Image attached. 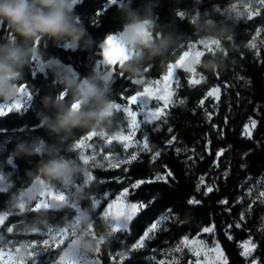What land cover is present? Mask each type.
Listing matches in <instances>:
<instances>
[{"label":"trees","instance_id":"trees-1","mask_svg":"<svg viewBox=\"0 0 264 264\" xmlns=\"http://www.w3.org/2000/svg\"><path fill=\"white\" fill-rule=\"evenodd\" d=\"M231 0H201L197 4L195 0H161V7L157 9L161 22L171 21L174 27L183 33H192L190 22L187 16L180 18L179 11L196 13L197 9L203 12L206 9L215 8V5H226ZM133 8L140 6L142 0H127ZM76 11L87 27L89 33L95 40V45L90 52L72 51L63 47H53L51 44L46 45L47 52L54 57L59 58L65 63L71 64L82 77L86 76L95 66L96 59H102V49L99 44L102 42L97 40L102 32L108 34L118 32L121 27L120 15L117 6L110 4L109 0H82L77 5ZM223 12L216 13L217 18H221ZM95 21H100L101 28L96 29ZM254 21L242 19L235 29V42L239 47V51L229 52L227 66L224 70L216 73L205 71L209 79L198 85L189 84L186 76H183L182 85L178 90V97L182 98L185 103L172 106L166 121L161 122V126L152 129L150 133V145L153 153L161 150V156L153 163L151 162L152 153H141L140 160L133 162L129 166L126 173H122L121 169L96 170L99 179L106 178L108 181L104 183L93 182L86 189L89 196L97 195L109 189H120L128 182H134L137 179H148L154 177L157 172L165 171L164 165H167L176 174V179L171 180L169 184L157 182L153 184L142 185L139 189L134 190L131 197L134 200H142L147 202L153 197L156 198V204L152 210H145L138 214V217L131 225V235H125L128 243L135 242L142 229H145L150 218L157 215V210L172 207L178 210L179 220L172 221L170 229L166 232L171 239H180L185 235H196L202 232V228L211 225L213 222L219 240L221 241L227 256L228 264H247V259L241 255V242L248 238H253L258 242V255L262 264H264V213L254 206L249 211L248 202L245 204L239 201L240 179L248 174L263 175L264 174V49H260L257 53L250 46V35L252 28L257 24H264V8L261 14ZM10 33L6 25H0V42L10 38ZM187 48V47H186ZM181 49L174 51L172 59L166 63H173L179 59L186 50ZM207 58V53L203 59ZM149 68L145 72L148 79H157L163 77L167 73V68L161 67V61L157 59L145 65ZM114 86L112 99L118 102L126 103L123 97L128 96L131 92L138 90L136 84L124 74L119 77L120 66H115ZM33 67L25 77L26 84L33 92L32 107L27 112H10L5 117H0V127L8 129L7 132L0 134V163H3L5 172L13 171L15 175L12 179L15 186L10 191H15L22 186L26 179L25 170L35 167L39 157L29 159H19L14 161L16 168L12 163H8V154L15 147L17 137L31 138L41 136L48 138V133L42 128L36 129L39 124L35 117L36 108L40 107L39 99L49 90H53L51 78L45 79L41 73L33 75ZM184 72V71H182ZM245 79L246 84L240 82ZM243 82V81H242ZM220 84L224 86L227 92H224L219 104L218 113L208 121L205 113L204 104L200 105L199 101L207 96L209 88L213 85ZM128 88V92L123 89ZM61 89L55 88V94H59ZM67 98V97H66ZM256 118L258 126L254 136L249 139L242 135L244 126L248 119ZM117 118L124 122L123 114H117ZM227 118V122L225 119ZM215 125L216 127H213ZM173 131L169 132L168 129ZM24 129L23 132L20 130ZM84 133L77 132V138L83 136ZM175 135L176 141L171 145L166 142ZM211 144H208V141ZM187 143L191 146H197L203 151V156L194 154L191 156L189 151H185L182 144ZM229 146H231L229 148ZM67 147V146H66ZM180 148L179 154L175 149ZM226 149L223 156L220 157L219 167H216V153L218 149ZM245 153H248L245 155ZM73 156L74 153H68ZM191 156V157H189ZM203 157V159H201ZM243 165V166H242ZM225 171L228 172V178L224 179ZM119 175L128 179L123 183L118 182L115 178ZM204 176L205 180L214 187V191L207 196L204 195L206 186L202 185L200 191H196L199 184V177ZM218 186V191L215 188ZM195 196L202 203L198 206L187 205L188 198ZM227 199L228 204H220L219 201ZM8 196L0 192V210L7 211L6 204ZM105 203H103L94 215L96 219ZM230 209V211H229ZM244 219H240L241 213ZM74 214V213H73ZM52 221L62 220L64 213H51ZM17 220L21 221L20 216L10 217L6 221V225L10 226ZM239 224L240 227H236ZM231 225L229 228L228 226ZM0 232H4L1 229ZM165 234L161 235L163 237ZM232 239L229 240L228 236ZM11 235L8 236L10 239ZM160 237V238H161ZM121 239L111 238V244L102 247L99 256L102 264H114L111 256L121 248ZM159 243L158 239L151 241L150 245L154 246ZM146 250L142 249L132 254L131 260H126L124 264H146Z\"/></svg>","mask_w":264,"mask_h":264},{"label":"clouds","instance_id":"clouds-1","mask_svg":"<svg viewBox=\"0 0 264 264\" xmlns=\"http://www.w3.org/2000/svg\"><path fill=\"white\" fill-rule=\"evenodd\" d=\"M250 3L254 4V0H235L233 4L243 9ZM116 6L121 21L117 34L129 54L120 65V72L132 81L146 83L145 65L159 59L161 67L168 68L166 62L173 58L171 54L194 42L213 44L214 50L206 51V59L189 61L190 66L209 73L224 70L229 52L239 51L234 37L243 16L231 8L226 9L221 18H217L215 8L198 15L185 12L192 29L188 34L179 32L171 21H160L157 9L161 7V0H142L137 8L122 0ZM76 7L77 0H0V25H6L11 34L8 40L0 42V104L11 105L20 98L25 77L34 62L45 79L51 78L53 86V90L40 96V107L35 110L39 126L48 133V138L17 137L7 157L11 161L39 159L34 168L25 170L26 179L20 188L3 192L8 196L7 212L16 213L22 223L12 232H0V249L8 247L9 235L48 233L53 227L51 213L63 212V225L69 226L71 235L56 257L57 264H73L78 251L90 257L111 244L112 221L97 223L94 219L97 207L86 191L89 185L82 184L101 161L95 159L85 164L77 156L68 155L69 145L77 142L78 131L84 135L95 133L99 139L92 147L99 153L107 137L123 131V122L117 118L111 98L115 83L112 72L94 67L81 77L47 52L49 44L81 52H90L94 47L95 40ZM216 41L219 43L214 44ZM55 88L61 89L59 94H55ZM3 167L0 163V188L14 187L15 173L5 174ZM34 185L40 191L64 193L65 198L57 201L54 208L34 211L36 200L30 191ZM73 205L79 207V212ZM101 236L104 237L102 244L99 243ZM15 257L32 264L34 257L27 240L18 246Z\"/></svg>","mask_w":264,"mask_h":264},{"label":"snow or ice","instance_id":"snow-or-ice-1","mask_svg":"<svg viewBox=\"0 0 264 264\" xmlns=\"http://www.w3.org/2000/svg\"><path fill=\"white\" fill-rule=\"evenodd\" d=\"M82 0H77V5L81 4ZM110 4L115 6L117 3L122 2V0H109ZM197 4L201 3V0H195ZM254 4L259 5V7H254ZM254 4H246L244 6V10L241 11L239 5L231 4L226 9L231 8V10L236 11L238 14L242 16H247V19L251 20L253 16H257L260 14L261 8H264V0H254ZM216 13H221V7L215 6ZM200 13V10L197 9L196 15ZM178 16L180 18L185 17V11H179ZM96 29H100V21H95ZM110 32V31H107ZM107 32H102L100 36H98L97 40L102 41L99 44V48L102 49V52L99 55H102V59L95 60V67L98 70H101V66H104L105 71L110 70L112 74L116 71L115 66L117 63L119 66L124 62L128 57V53L124 50L122 44V37L118 34L112 35L108 34L106 39H104L105 34ZM259 35V32L256 33ZM214 44H218L219 42H213ZM203 46V51L199 49L198 46ZM251 47L255 48V44H251ZM213 44H204L203 42H194L188 45V50L183 52V55L179 57L175 63H169L167 68V74L164 76V83L161 84L160 81H156L155 85L151 84L145 85L142 81H133L136 85H145L142 91H136L133 95H128L123 97L126 100L125 104L115 103L114 108L117 114H123V119L127 123L128 131H123L114 137L106 138V145L111 146L114 141H119L122 145L123 155L120 153L103 155V160L108 162V167L113 169L121 168L122 165H132L133 162H138L140 160L141 153H152L151 162H155L157 158L161 156V150H156L153 153V148L150 145V136L147 132H144L142 135V139H136V135L141 131L142 125L147 126L153 124L154 122L161 121L162 119L166 121L169 113L166 109L169 108L170 105L177 106L176 102L173 101V92L169 88V81L175 76V71L177 69H182L185 73L193 74V77L197 75V69L189 65L190 60L199 61L201 57L205 55V52L213 51ZM72 71V68L68 69ZM149 68H145L147 72ZM75 75V72L73 73ZM35 76L36 73L33 72ZM119 77L123 78L124 74L119 72ZM205 79V77L200 76V79H189L190 85L199 84L201 80ZM175 83L179 86V79H176ZM124 92H128V88L123 89ZM219 87H214L211 91L207 93V97L215 96L217 100H219ZM33 101V93L28 90L26 85L22 86L21 96L20 98L11 105L0 104V117H5L10 112L21 113L27 112L29 108L32 107ZM156 101L155 106H151V102ZM163 101V106H160V102ZM179 104L185 103L183 99L179 100ZM200 105L204 104V99L199 101ZM133 106H136V109L133 110ZM205 113L207 115L208 121L211 122L212 114L207 112L205 109ZM138 117H142L138 119ZM227 122V118L225 119ZM251 128L248 124L244 126L242 135L247 138H252V130L257 126V121L252 120L250 118ZM36 129H40L41 127L37 124ZM213 127H216L213 125ZM8 129L5 127H0V134L7 132ZM21 132L24 129L20 130ZM169 132H172L173 129L169 128ZM95 133H89L87 135H83L78 138L75 145H69V152L76 154V156L85 164L91 163L93 160L97 159L100 153L92 147V144L89 141L95 137ZM176 136L173 135L170 140L166 143L171 145L174 141H176ZM208 144H211V141H208ZM135 146V151L128 152V149L133 148ZM231 146H229L230 148ZM91 148V154H86L87 149ZM185 151L187 149H184ZM176 153L179 154L181 149L176 148ZM226 149L220 148L216 153V160L214 164L216 167H219L220 157L224 155ZM248 153H245L247 155ZM203 159V157H201ZM8 163L11 164L12 161L8 160ZM243 166V165H242ZM165 171L163 173L157 172L154 174V177L148 179H137L134 182L130 183L128 187H124L122 191L119 192L118 195H115L114 199H111L110 202L107 203V206L103 209L100 215L96 218L99 221L103 220H111L112 221V230L109 235L111 238L119 239L117 234L122 235H131L130 225L133 224L134 220L138 217V214L144 212L145 210H152L153 206L156 204V198L148 200L147 202L138 200L137 202H132L128 199L130 195V189L136 190L139 189L142 185L145 184H153L157 182H163L164 184H169L170 179L175 180L176 174L168 168L167 165L163 166ZM99 168H104V164L101 163ZM124 171L127 172L128 168L125 167ZM228 178V172L225 171L224 179ZM118 182L123 183L121 177L115 178ZM93 182L104 183L103 180H97V178L93 175L92 172L86 175L82 184L90 185ZM205 183V177H199V184L196 187V191H200L201 185ZM77 187H80L78 185ZM12 188L11 185H8V188H0V192H5L8 189ZM215 190H219L218 186ZM30 191L34 195V199L36 200V205L34 211H38L42 208H54L56 206V202L59 200H63L65 198L64 193L46 190L40 191L35 185ZM214 191V187L212 185H207L204 195ZM252 188H249L248 195H252ZM134 194V193H133ZM110 193H104L102 196L98 195H90L91 201L95 204L97 208L100 207L102 200L108 199ZM264 198V191H260L257 199ZM255 202V201H253ZM264 203V200H261ZM187 205L190 206H198L202 203L201 200L197 199L195 196H192L187 199ZM220 204L226 205L228 204L227 199H222L219 201ZM79 212V207L76 205L72 206ZM251 206H249L250 210ZM230 211V209H229ZM18 216L16 213L9 214L7 211L0 210V229L7 230L8 232H12L14 227L17 224H12L11 226L6 225V221L9 220L10 217ZM240 219H244V213L240 214ZM264 219V218H262ZM151 222L147 223L145 229H142V234L139 235L138 239H135L134 243L130 245L126 240H120L121 249L115 253V255L111 256L114 264H124L126 260L132 259V254L138 252L139 250L145 249L147 246V242L155 240L156 234L159 231H166L165 228L166 222L168 221H177L179 223H183V221L179 220L178 210H174L172 207L165 206L162 210H157V215L155 217L150 218ZM22 223V221L20 222ZM229 228L231 225L228 226ZM236 227H240L239 224ZM215 224L214 222L210 226H205L202 228V233L215 234ZM90 231H93L90 229ZM71 233L69 231V226L56 224L48 231V233L42 235L46 236L42 240L38 241H28L30 250L33 254L34 260L32 264H41V256L44 253H50L52 249H61L65 242L69 240ZM200 234H197V238L189 239L188 235L183 236L182 240L172 249L168 250V252L164 253V255H169L171 252L181 253L183 254L184 248H188L191 254L196 257L195 264H228V259L225 253L223 252L220 243L218 240H213L212 247H209L208 243L199 239ZM228 239L231 240L232 237L229 235ZM104 237L101 236L99 243H103ZM21 242L13 239H9L8 247L6 249H0V264H25L23 261H18L15 257V252L18 249L17 245H20ZM240 247H242L243 251L241 255L246 259L251 257L257 245L254 244L250 239L244 241ZM152 252H157V249H152ZM101 250L98 249L97 253H100ZM215 255H212V254ZM59 254V253H58ZM203 255L204 260L201 261L200 257ZM58 256V255H57ZM56 256V257H57ZM56 257L51 261V264H57ZM118 258V259H117ZM149 260L154 261L155 264H165L164 259H157L155 255L148 257ZM73 264H101L99 259H94L89 257L83 252L77 253V259L73 262ZM172 264H180V261L173 258ZM188 264H193V261L189 260ZM251 264H257V260L253 259Z\"/></svg>","mask_w":264,"mask_h":264},{"label":"rangeland","instance_id":"rangeland-1","mask_svg":"<svg viewBox=\"0 0 264 264\" xmlns=\"http://www.w3.org/2000/svg\"><path fill=\"white\" fill-rule=\"evenodd\" d=\"M234 2H235V0H231L226 5H220V4H218V5H215V6L221 7V12L224 13V9L227 8V7H229ZM254 7H259V5L254 4ZM262 9L263 8H261V10H260V14L262 12ZM240 10L243 11L244 9H241L240 8ZM193 15H195V13ZM259 15L253 16V18L251 19V21H254V23H256L255 22L256 17H258ZM243 18L246 19V20H248V21H250L249 19H247V16L246 15L243 16ZM257 32H259V35L256 34ZM115 34H117V32L114 33V34H112V35H115ZM249 43H250V45L253 44V43L256 45L255 48H253V47L252 48L257 53L260 51V49H264V24H257V25H255L252 28L251 35H250V42ZM198 47H199L200 50L203 51V46L202 45H200ZM186 50H188V47L186 48ZM205 54H206V52H205ZM182 55H183V53H182ZM202 59H203V57H202ZM60 61L62 62V64L64 66H70L73 71H75L76 73H78L80 75V73L71 64L65 63L62 60H60ZM173 63H175V62H173ZM117 65H118V63H117ZM196 69H197V75H195L194 77H193V74H191V73L182 72L183 71L182 69L174 70L175 71V76L168 83H169L170 90L173 92L172 99H173L174 102H176V104L179 102V100L182 99V98H179L178 97V90H179V88L182 85L183 76H186L187 79H188V81H189V79H192V78L200 79V76L205 77V79L201 80L200 83H202L204 81H207L209 79V76H208V74L205 71H201L199 69V67H197ZM33 70H34L35 73H38L39 72L38 71V67L35 64V62L33 64ZM104 70H105L104 69V66H101V71H104ZM164 76L161 77V78H157V79H148L147 77H144V79L146 81L145 85L151 84L153 86H156L155 85V82L156 81H160L161 84H163L164 83V79H163ZM176 79H179V86H177V84L175 83ZM242 81L240 83L242 85H245L246 84V82H245L246 80L243 79ZM24 85H26V84H24ZM145 85H137V87H140V88L138 90H136V91H142L143 88L145 87ZM196 85H198V84H196ZM192 86H195V85H192ZM214 87H219V93H218L219 100H217L215 96L207 97V99L204 98V107L207 110V112H209V113L212 114V118L219 111V104H220V101H221V98H222L223 93L224 92H227V90L224 89V86H222L220 84H217V85L214 84L213 86H211V88H209L208 92L211 91ZM28 90L32 92V90L29 87H28ZM136 91L131 92L129 95L135 94ZM33 97H34V95H33ZM113 101L115 103L125 104V103H122V102H118L116 100H113ZM155 105H156V101H152L151 102V106H155ZM160 106H163V101L160 102ZM171 107H172V105H170L169 108L166 109V111L168 113H169ZM135 109H136V106H133V110H135ZM138 119H141L142 120V117H138ZM251 119L252 120H256L257 121V126H258V120L256 118H254V117H252ZM162 121H164V120L162 119L161 121L154 122L153 124L147 125L146 127L142 125L141 131L138 132L137 135H136V139H142V135H143L144 132H147V134L150 136L151 130L160 127L162 125L161 124ZM246 124H248L249 127L251 128L250 119H248V121L246 122ZM257 126H256V128H257ZM123 128L125 129V132L128 131L127 123L125 122V120L123 122ZM256 128L255 129H251L252 130V137L255 134ZM98 139H99L98 137H93L92 140L89 141V143L92 144V145H94V144L97 143ZM182 147H185V149H187V151H189V153L191 154V156H193L194 154H197L199 156H203V151H201L197 146H194V145L191 146L190 144L188 145L187 143H184V144H182ZM133 151H135V146L133 148L128 149V152H133ZM91 152H92V149L89 148V149H87L86 154H91ZM99 153L101 155H99L97 157V159H99L101 161V163L104 164V168L101 169L99 167H94V168H92L91 171H92L93 175L97 178V180L108 181L106 178L99 179V177H98V175L96 173V170H110V169H113V168H109L108 167V162L103 160V155H109V154H115V153H120L121 155H123L122 145L120 144L119 141H114L111 146L105 145L101 150H99ZM73 156H76V154H74ZM191 156H189V157H191ZM12 165H13L14 168H16V164L14 163V161H12ZM129 166L130 165H122L121 168H118V169H121L122 170V173H126L124 171V168L125 167L129 168ZM7 173L8 172H5V174H7ZM118 177H121L122 180H123V182L128 179L124 175L123 176L119 175ZM240 183H241L240 191H242V192L239 194V201H242L245 204L248 202L249 203L248 204V207L251 206L250 210H252V208L254 206H257L261 210V213L262 212L264 213V203L261 202V200H264V198L257 199V197L259 195V192L260 191H264V174L263 175L262 174L261 175H251V174H248L247 176H245L243 178L241 177ZM124 185L125 186H122L120 189H109V190H106L104 192H100L99 194H97L98 196H102L106 192L111 194L108 197V199L102 200L101 205L103 203H105V206H104V208H105L107 206V203L110 202L111 199H114L115 198V195H118L119 192L122 191V189L124 187H128L130 184H128V182H127ZM203 185H205L207 187V185H210V184L205 180V183ZM14 186H15V184H14ZM12 188H10V190ZM18 188H20V187H18ZM249 188H252L253 189L251 196L248 195ZM133 192H134V190L130 189V195H129L128 199L130 201H132V202H137L138 200H134L131 197V195H132ZM253 201H255V202H253ZM103 209H102V211H103ZM244 215L246 216V214H244ZM20 222L21 221L17 220L16 222H13V224H17L18 225ZM171 222L172 221L166 222V225H165V228L167 229L166 231H159V232H157L156 239H158V241H159V243L157 245L152 246V245H150V242L151 241L147 242V246L144 249V250H146V254H145V258H144L145 261H146V264H155L154 261H151V260L148 259V257L153 256V255H155L157 257V259H164L165 260V264H172L173 258L179 260L180 261V264H188V261L189 260L193 261V264H195L196 257H194L191 254V252L189 251L188 248H184L183 254L171 252V254H169V255H164V253H166V252H168V250L174 248L182 240V238H183L182 237L180 239L174 240V239H171L170 238V235L168 233H166L170 229ZM58 223L61 224V225H63V220L52 221V224L53 225H56ZM0 231H1V229H0ZM130 231H131V225H130ZM163 234H165V235L163 237H161V235H163ZM198 234H200L198 238L205 240L208 243L209 247H212L213 246V244H212L213 240H218L219 243H220V246H221V248L223 250V252L227 256V253H226V251H225V249H224L221 241L218 238L216 228H215V234L214 235L213 234H208V233H202V232L201 233H198ZM117 236H119V239H121V240H127V239H125V235L117 234ZM188 236H189V239L190 240L193 239V238H197V234L194 235V236H192V235H188ZM44 238H47V237L46 236L39 235V234H33V235H29V236H24V235H22L20 233H15L14 235H11V237H10V239L17 240V241H20V242H22L24 240H27V241H38V240H42ZM248 239H250V238H248ZM248 239L243 240L241 242V244L244 241L248 240ZM251 240H252V242L254 244L257 245V247L254 250L252 256L247 258V264H251V262H252L253 259L257 260V264H262L261 261H260L258 252H257V250H258V242L256 240H254L253 238H251ZM152 241H154V240H152ZM66 243H67V241L65 242V245H63L62 247L66 246ZM131 243H134V242H131ZM131 243H128V244L130 245ZM17 246H19V245H17ZM120 249H118L117 251H119ZM152 249H157L158 251L154 253V252L151 251ZM60 250L61 249H52V250H50V253H44V254H42V256L40 258L41 259V264H51V261L58 255V253H59ZM242 251H243V249H242ZM212 255H215V254L213 253ZM90 257L91 258H94V259H99L100 262H101V264H102V261H101V258L99 256V253H96L95 255L90 256ZM200 259H201V261L204 260L203 255L200 257ZM227 259H228V256H227ZM29 264H31V261L29 262Z\"/></svg>","mask_w":264,"mask_h":264}]
</instances>
